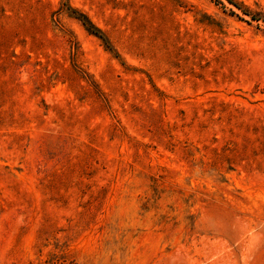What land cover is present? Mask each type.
<instances>
[{
  "label": "rangeland",
  "instance_id": "rangeland-1",
  "mask_svg": "<svg viewBox=\"0 0 264 264\" xmlns=\"http://www.w3.org/2000/svg\"><path fill=\"white\" fill-rule=\"evenodd\" d=\"M0 264H264V0H0Z\"/></svg>",
  "mask_w": 264,
  "mask_h": 264
},
{
  "label": "trees",
  "instance_id": "trees-1",
  "mask_svg": "<svg viewBox=\"0 0 264 264\" xmlns=\"http://www.w3.org/2000/svg\"><path fill=\"white\" fill-rule=\"evenodd\" d=\"M82 22L90 32L99 36L104 42H106L108 46L110 45L104 33L99 28H97L87 17H84Z\"/></svg>",
  "mask_w": 264,
  "mask_h": 264
}]
</instances>
